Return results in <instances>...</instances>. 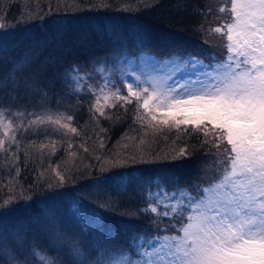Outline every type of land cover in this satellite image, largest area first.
<instances>
[{
	"label": "trees",
	"instance_id": "obj_1",
	"mask_svg": "<svg viewBox=\"0 0 264 264\" xmlns=\"http://www.w3.org/2000/svg\"><path fill=\"white\" fill-rule=\"evenodd\" d=\"M225 3L226 0H0V110L12 115L18 131L25 127L39 132L50 129L52 124L29 127L28 122L36 119L29 113L42 115L45 120L48 115L53 119L57 115L71 116V127H81L93 120L89 101L94 102L95 97L86 93L88 87L102 84L103 79L96 74L100 65H120L142 53L156 57L172 53L201 59L220 57L222 40L211 29L225 22L227 13L219 11ZM73 66L80 74L91 77L79 93L65 79V73ZM104 113L97 120H101L110 140L115 141L131 129L137 115L135 101L124 107L105 106ZM64 123L68 121L61 119V127ZM54 139L39 143L52 141L42 145L47 150ZM183 142L191 153L183 158L173 159L176 153L164 161L128 165L120 171H101L96 166L92 176L82 182L81 189L87 193V213L85 209L73 211L75 218L66 205H58L59 191L39 195L40 199L37 196L31 205H26L30 211L26 206L16 210L8 207L6 212L15 211V215L9 220H5L9 216L4 218L10 225V240L1 243L0 264H13L14 244L23 248L26 242V258L36 264H40L39 259L31 253L41 250L37 245L55 249L62 264H71L78 259L73 251L75 245L81 251L91 250L101 235L112 244L127 246L133 233H154L156 224L162 231L169 223L167 217L141 212L151 201L149 193L164 188L156 187L160 178L168 189H174L176 181L186 188L211 175L209 169L215 164L208 148H202L195 136H185ZM44 154L38 147L34 163L41 162ZM122 174L129 177L123 191L118 185L114 187L112 179L96 182ZM106 203L109 207L116 204L125 213L99 208ZM52 204L55 207L51 210ZM98 209L101 213H97ZM97 215L101 221L92 219ZM89 219L93 220L92 226L82 232L80 225ZM8 248L12 249L11 257L6 253Z\"/></svg>",
	"mask_w": 264,
	"mask_h": 264
},
{
	"label": "snow or ice",
	"instance_id": "obj_2",
	"mask_svg": "<svg viewBox=\"0 0 264 264\" xmlns=\"http://www.w3.org/2000/svg\"><path fill=\"white\" fill-rule=\"evenodd\" d=\"M219 11L227 13L225 22L211 32L222 40L220 57L201 59L172 53L158 59L163 79L151 75L142 79L133 72L134 83L121 81L117 85L105 80L88 87L86 93L95 97L94 102L89 101V111L100 117L105 115V106L124 107L135 101L136 120L147 127L164 126L181 137L195 136L215 161L209 169L211 175L186 188L176 181L174 189H168L160 178L156 187L163 185L171 192L170 203L161 208L148 202L141 212L169 217L164 229L167 235L158 224L152 234L146 230L133 233L127 246L112 244L101 235L91 250L81 251L75 245L78 259L71 264H264V0H226ZM141 49L150 51L144 46ZM152 59L157 60L154 55ZM65 79L76 86L77 93L81 91L83 77L75 66L65 73ZM121 89L127 94L121 95ZM109 100L115 103L109 104ZM29 115H36L29 127L52 124L59 131L61 119H66L64 134L77 132L71 127V116L53 119L48 115L45 120L39 114ZM0 127L6 129L9 145L19 147L16 137L8 136L12 122L5 125L0 118ZM0 150L8 151L5 139H0ZM190 154L180 149L172 158ZM56 175L64 181L63 175ZM109 179L122 191L127 189V174L96 182ZM156 195L159 199L161 193ZM80 227L82 232L88 230L87 224ZM137 241L141 243L133 248ZM37 247L49 253L39 255L40 264H62L58 251ZM25 248L26 242L23 248L13 245V264H36L26 258Z\"/></svg>",
	"mask_w": 264,
	"mask_h": 264
},
{
	"label": "rangeland",
	"instance_id": "obj_3",
	"mask_svg": "<svg viewBox=\"0 0 264 264\" xmlns=\"http://www.w3.org/2000/svg\"><path fill=\"white\" fill-rule=\"evenodd\" d=\"M152 57L153 55L150 53H142L139 57L128 59L120 65L102 64L96 72L97 78L101 77L102 83L105 80H110L117 85L121 81L134 83L135 77L131 75L133 72L142 79L148 75L163 79L164 70L161 69L158 62L160 57L155 56L156 61ZM80 76L83 77L79 81L82 90L89 75L80 74ZM107 91L108 89H105V92ZM126 94V91L121 89V95ZM112 102L114 101L109 100L108 103ZM100 103L102 106L104 105L103 100ZM0 118L3 119L5 125L9 121L12 122V128L7 130L8 136L14 135L16 140L20 142L19 147L16 144L9 145L4 135L6 129L0 127V139H5V148L8 149L7 152L0 150V247L2 241L10 238L7 237L9 236L8 228L10 229V225L4 221V218L9 216L5 219L9 220L11 216L15 215V211L7 213L9 208L16 210L18 206L31 205L37 196L40 199L39 195L59 191L57 202L59 206L66 205L71 213L80 209H85V213H87L88 205H85L87 200L84 196L87 193L81 189L83 188L82 182L92 176L96 166L100 167L99 170L101 171H109L113 168H118L120 171V169L125 170L128 165L164 161L166 158L176 155L180 149H186L183 144L185 143L183 142L185 136L181 137L173 129L164 126H160L158 129L149 128L141 124L142 121H137L135 117L132 120L131 129L116 138L115 141L110 140L101 120L98 122V114H94L93 120L85 122L83 126L74 127L77 129L76 133L68 132L66 135L62 127L56 131L52 125L48 126L50 129L47 128L41 132L35 131V128L29 130L28 127L18 131L13 125L12 115L10 116L9 112L4 109L0 110ZM53 137L55 139L51 145L49 144L50 147L47 150L43 149L44 143H51L52 141L41 144L39 142L46 139L52 140ZM38 147L45 154L40 160L41 162L34 163L33 159L37 155ZM29 160L33 162L27 163ZM57 172L64 176V181L59 180L56 175ZM150 193V202L153 206L158 204L162 208L165 204L170 203L168 196L171 195V192H166L164 188H156ZM157 193H161L159 199H157ZM107 202L111 203L109 200ZM54 207L55 205L52 204L50 209L52 210ZM102 207L108 208L110 211L114 210L113 212L125 213L116 204L109 207L106 203V205H100L99 208ZM27 208H29L27 211H30V207ZM167 218L169 221L170 218ZM92 221V219L86 221L88 227L92 226ZM93 228L101 229L99 226ZM164 228L161 232L167 235L168 233L164 232ZM137 242L134 244L136 245ZM152 243H155V240ZM10 252L12 249L8 248L6 253L9 257L12 256ZM34 252L37 253L38 259L39 255L48 254L41 250ZM8 263L12 264L9 261Z\"/></svg>",
	"mask_w": 264,
	"mask_h": 264
},
{
	"label": "bare ground",
	"instance_id": "obj_4",
	"mask_svg": "<svg viewBox=\"0 0 264 264\" xmlns=\"http://www.w3.org/2000/svg\"><path fill=\"white\" fill-rule=\"evenodd\" d=\"M97 213H101V210L100 209H98L97 210ZM93 220H98V221H101V218L97 215L96 217H93L92 218ZM115 241V240H114ZM113 240H112V242H114Z\"/></svg>",
	"mask_w": 264,
	"mask_h": 264
}]
</instances>
